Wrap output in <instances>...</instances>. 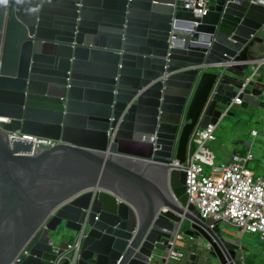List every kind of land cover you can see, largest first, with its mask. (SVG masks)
Returning a JSON list of instances; mask_svg holds the SVG:
<instances>
[{"label": "water", "instance_id": "1", "mask_svg": "<svg viewBox=\"0 0 264 264\" xmlns=\"http://www.w3.org/2000/svg\"><path fill=\"white\" fill-rule=\"evenodd\" d=\"M189 3L0 0V264H171L178 233L186 264H242L183 165L235 98L264 105V0Z\"/></svg>", "mask_w": 264, "mask_h": 264}, {"label": "built area", "instance_id": "2", "mask_svg": "<svg viewBox=\"0 0 264 264\" xmlns=\"http://www.w3.org/2000/svg\"><path fill=\"white\" fill-rule=\"evenodd\" d=\"M209 0H190L188 7L198 3L195 8L197 15L206 12ZM264 32V26L262 28ZM257 73L264 65V52L257 59ZM242 100L235 98L233 103L226 107L225 113L231 110L234 104H240ZM217 125L210 124L207 128H199L193 135L195 150L189 155L183 168L187 172L186 192L204 217H213L215 220L228 222L247 233L258 234L264 241V174L257 175L251 163L256 160L254 152L249 149L245 153L234 152L229 161L218 165L217 154L207 146V143L216 139ZM257 134L256 130L252 131ZM10 138L31 141L33 147L48 148L52 146L53 139L31 134L9 131ZM208 170V171H207ZM85 229L74 239L68 242L67 248L75 251L77 255ZM182 233L176 235V244L167 255L168 262L175 264L188 258L190 251L179 248L183 240ZM31 244L24 248L15 264H20L22 259L29 254ZM243 255V254H242ZM240 256L242 264H247L244 256Z\"/></svg>", "mask_w": 264, "mask_h": 264}, {"label": "rangeland", "instance_id": "3", "mask_svg": "<svg viewBox=\"0 0 264 264\" xmlns=\"http://www.w3.org/2000/svg\"><path fill=\"white\" fill-rule=\"evenodd\" d=\"M230 113L218 123L215 132L216 140L207 143V146L213 148L217 154L216 163L220 165L229 161L235 141L240 138L242 141L248 140L253 143L252 151L256 160L251 163V167L257 175L264 174V152H260V149H264V144L260 142L264 137L259 135L258 140H256L250 134L253 127L261 130V126L264 125V105L247 109L233 106ZM238 143H240L239 146L242 144V142ZM220 228L230 237L240 239L244 256L251 264H264V241L260 239L258 234L246 233L224 221L220 222ZM72 239L73 237L70 238V240Z\"/></svg>", "mask_w": 264, "mask_h": 264}, {"label": "crops", "instance_id": "4", "mask_svg": "<svg viewBox=\"0 0 264 264\" xmlns=\"http://www.w3.org/2000/svg\"><path fill=\"white\" fill-rule=\"evenodd\" d=\"M258 65H256V67H257ZM262 72H264V65L263 66H261L260 68H259V70H258V74L259 73H262ZM253 130H256L257 131V134L256 135H253L252 134V131ZM262 132V133H261ZM250 134L254 137V138H256V140H258V137H259V135H262L263 137H264V125H262L261 126V130L259 129V128H256V127H253L252 129H251V131H250ZM216 140V139H215ZM214 141V140H213ZM238 142H242V146L240 145H238V144H240V143H238ZM260 142H262L263 144H264V139H262V140H260ZM252 147H253V143L252 142H249L248 140H245V141H242V139H238L237 141H235V146H234V149H233V151H232V154L234 153V152H241V153H245L247 150H249V149H251L252 150ZM212 150L213 151H215L213 148H212ZM260 152H264V149H260ZM231 157V156H230ZM230 157H229V159H230ZM231 225H233V224H231ZM235 226V225H234ZM236 227V226H235ZM247 233V232H246ZM180 245H179V248H183V249H188V251H192V250H195V246H191V244L193 243V241L192 240H190V239H188V238H183V240H181L180 242ZM243 245L241 244V249H240V252H239V256H241L242 254V256H244V252H243ZM191 248H192V250H191ZM190 249V250H189ZM243 252V253H242ZM244 258H245V256H244ZM187 259V258H186ZM186 259H184L183 261H181V262H178V263H175V264H186ZM245 260H246V262H247V264H251L246 258H245ZM192 264H195V263H192Z\"/></svg>", "mask_w": 264, "mask_h": 264}]
</instances>
